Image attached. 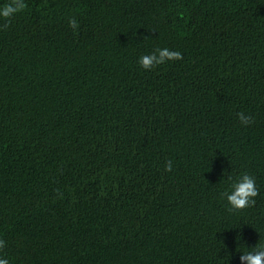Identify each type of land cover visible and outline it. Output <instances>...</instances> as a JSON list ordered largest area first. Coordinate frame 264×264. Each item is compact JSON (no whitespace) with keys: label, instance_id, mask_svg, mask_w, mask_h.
Masks as SVG:
<instances>
[{"label":"trees","instance_id":"1","mask_svg":"<svg viewBox=\"0 0 264 264\" xmlns=\"http://www.w3.org/2000/svg\"><path fill=\"white\" fill-rule=\"evenodd\" d=\"M25 2L0 28V258L241 264L264 244V0ZM155 48L183 59L143 69ZM242 174L259 194L230 212Z\"/></svg>","mask_w":264,"mask_h":264},{"label":"clouds","instance_id":"2","mask_svg":"<svg viewBox=\"0 0 264 264\" xmlns=\"http://www.w3.org/2000/svg\"><path fill=\"white\" fill-rule=\"evenodd\" d=\"M27 8L25 0H9L8 3L0 7V19L4 21L0 24V28L6 30L11 23V18ZM69 26L75 31L78 28V21L73 17L68 21ZM182 54L179 51L169 50L168 48H155L149 54L140 56L139 64L143 69L151 70L158 65L164 64L166 61L181 60ZM237 118L241 124L249 125L253 123V117L243 112L237 113ZM172 161L165 163V171H170ZM232 181L230 191H225L222 196L226 198L230 205L229 211L242 210L255 204V197L259 194L256 187L255 178L249 174H242L235 180L230 176ZM6 247V242L0 240V250ZM241 264H264V244H256L251 251H244L239 256ZM0 264H9L7 258H0Z\"/></svg>","mask_w":264,"mask_h":264}]
</instances>
